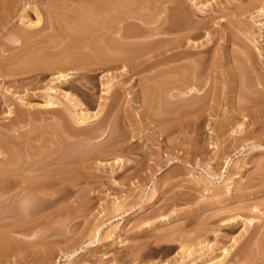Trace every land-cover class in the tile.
Segmentation results:
<instances>
[{"label":"rangeland","instance_id":"1","mask_svg":"<svg viewBox=\"0 0 264 264\" xmlns=\"http://www.w3.org/2000/svg\"><path fill=\"white\" fill-rule=\"evenodd\" d=\"M196 1L0 0V173L7 171L0 177L10 178L0 180V242L9 245L0 246V264H209L211 257L264 264V71L251 72L237 58L247 44L253 63L264 67V0ZM181 12L205 28L191 33L201 32L192 40L204 46L194 51L209 49L207 56L179 54L193 51L185 46L169 51L187 31L168 41L158 31L152 37L164 19L186 23ZM118 26L124 48L106 33ZM108 41L121 54L126 42L134 46L131 57L126 49L127 57L109 54ZM103 46L119 61L106 64ZM186 63L210 72L209 88L198 84L194 98L172 86ZM235 70L243 77L236 89L228 78ZM58 71L70 79L57 81ZM108 80L119 95L103 108ZM66 93L89 115L104 110L79 125ZM47 100L53 105L44 106ZM10 161L12 172H23L9 173ZM26 164L39 170L30 173ZM16 180L45 186L35 188L30 207L33 192L26 193V212L22 198L6 200L18 192L15 182L22 187ZM96 227L98 240L87 246Z\"/></svg>","mask_w":264,"mask_h":264},{"label":"bare ground","instance_id":"2","mask_svg":"<svg viewBox=\"0 0 264 264\" xmlns=\"http://www.w3.org/2000/svg\"><path fill=\"white\" fill-rule=\"evenodd\" d=\"M196 2H197L196 5H200V4H202V3H201V0H197ZM96 7H97V6H96ZM100 8H101V7H100ZM28 9H29V8H28ZM95 9H96V8H95ZM95 9H94V10H95ZM199 10L202 11V8H199ZM26 11H27V10H26ZM97 11H98V10H97ZM181 14H183V13L181 12L180 15H181ZM180 15H179V16H180ZM182 16L184 17V14H183ZM182 16H181V18H182ZM26 17H27V15H26ZM26 17H24V18H26ZM186 17L189 18V16H186ZM186 17H184V18H182V19L179 18V19L182 20V21H183V19H184L185 21H187L186 23H182V24H181V22H179V21L177 20V21L179 22V24H178V23H177V24L174 23L173 25H172V23H173L174 21H176V19L173 20V21L171 20L172 23L167 22V21H166L167 19H164L165 21L163 20V21L160 23V27H159V26H158V28L154 27V28H155V32H153V35H154V33H156V32L158 31L157 34H155V35L158 36L159 40H160V38H162V37H159V36H161V35H160V33H161V34H163V35L165 36V38H166V40H164V39L162 38V41H163V40H164V41H168V40H167V39H168V36H170L171 33H172V34H173V33L178 34L179 32L182 33V32H184V31H185V32L187 31L186 34H184V35L181 34L182 36H179V37H177V38L175 37V40H174V42H173V45H171V46L168 48L169 51H170L171 49H173V48H178V49H180V48H182L183 46H185V48H187V49H193V51H191V50H190V51H188V50L182 51V50H183V49H182V50H180V53H179V54H181V52H182L183 54H186V55H195V54H197V56H198L199 54H202V55L205 56V55L208 53V50H209V49H208V50H207V49H202V50H200V51H194L195 49H198V47L200 48L201 46H204V45H203V43H202V45H201V43H200V46H198L199 44H198V45H195V44H194V43H195V42H194L195 40H194V41L192 40V39H194V37H197V36L199 35V33H201V32L198 31L199 33H195V32H194V33H191L192 30H196V29H198V30H199V29L204 30L205 28L203 29V26L199 25L200 23H197L199 26H198L197 24H196V26H195V25H192V24H194V23H193L194 21L191 20V23H190V22L188 21V18H186ZM24 18H23V19H24ZM37 18H38V17H36V19H37ZM25 20H26V23H27V21H28V23L30 22V23H29V24H30L29 27H32V24H31V23H33V22L29 21L28 19H25ZM38 20H39V18H38ZM38 20H36L37 22H36L35 24H37L38 22H40V20H39V21H38ZM168 20H169V19H168ZM177 21H176V22H177ZM185 21H183V22H185ZM78 22H79V20H78ZM80 22H83V21L80 20ZM188 22H189V23H188ZM28 23H27V24H28ZM118 23H119V22H118ZM35 24L33 23V25H35ZM38 24H39V23H38ZM38 24H37V25H38ZM82 24H83V23H82ZM121 24H122V22H120V25H121ZM37 25H36V26H37ZM82 26H83V25H82ZM115 26H116V25H115ZM205 26H206V25H205ZM34 27H35V26H34ZM111 27H113V26H111ZM120 27H121V26H120ZM120 27H119V26H118L117 28L114 27L113 29H110V28H109V29H110L109 32H106V33H108V35L111 34V36H116V37L118 36V38L116 39V41L119 39V40L122 41V44L120 43L119 40H118L119 42H118V43L116 42V44H117V45L120 44V45L122 46V45H123V40L126 41V35H125V32H124L125 29L122 31V28H120ZM103 28H104V27H103ZM107 30H108V29H107ZM149 30H151L150 33H152V29H149ZM129 31H130V30H128V34H127L128 37H130V36H129ZM153 31H154V29H153ZM101 32H102V31H101ZM196 32H197V31H196ZM109 33H110V34H109ZM126 33H127V32H126ZM104 34H105V33H104ZM130 34H131V33H130ZM248 34L250 35V32H249ZM101 35H103V34L101 33ZM108 35H107V36L104 35V36L110 38V36H108ZM155 35L152 36V34H151L152 37H155ZM163 35H162V36H163ZM167 35H168V36H167ZM173 35H175V34H173ZM132 36H133V33H132ZM137 36H138V35H137ZM151 36H150V37H151ZM164 36H163V37H164ZM250 37L252 38L251 35H250ZM102 38H103V37H102ZM102 38H101V41H100V42H103V43L106 44V42L103 41V40H105V39H107V38H105V37H104L103 39H102ZM109 38H108V39H109ZM112 38H113V37H111V39H112ZM169 38H170V37H169ZM111 39H109V40L111 41ZM113 39L115 40V38H113ZM113 39H112V41H113ZM172 39H173V37H172ZM172 39H171V40H172ZM253 39H254V38L249 39V40L247 39V40L250 41V42H252V43L254 44L255 42H254ZM125 41H124V42H125ZM157 41H158V39H157ZM162 41H160V42H162ZM172 41H173V40H172ZM232 41H233V40H232ZM108 42H109V41H108ZM113 42H114V41H113ZM152 42H155V40H154V41H152V40L150 41V43H152ZM158 42H159V41H158ZM78 43H79V42H78ZM150 43H147V44L149 45ZM156 43H157V42H156ZM162 43H163V42H162ZM108 44H111V43L109 42V43H107V45H108ZM114 44H115V43H114ZM114 44H111V45H112V46H115ZM126 44H127V45H126L127 48H125V49H126V51H127V50H128V47H130V46H128L129 43L126 42ZM130 44L132 45V43H130ZM133 44H135V43H133ZM139 44H141V43H139ZM147 44H144V43H143L141 47L143 48V45H147ZM163 44H164V43H163ZM165 44H166V43H165ZM165 44H164V45H165ZM94 45H95V44H94ZM100 45L102 46L103 44L100 43ZM100 45H99V47H100ZM120 45H118V46L121 47ZM124 45H125V43H124ZM124 45L122 46V48H124ZM160 45L162 46V44H160ZM164 45H163V46H164ZM89 46H90V45H89ZM104 46H105V48H104ZM104 46H103L102 48H100V50H98V51H99L98 54H99L100 56H101V54L103 55V53L105 52L104 50H106V47H108L107 49H108L109 51L107 50V52H108L109 54L111 53L110 51H112L111 54H113V51H114V52L116 51V53L113 54V55H115V57H116V55L119 56V54H120V56H122V55L126 56L127 52H129V51L125 52V51H124L125 49H123V53H124V54H121V53H122V52H121L122 50L119 51V52H121V53L117 52L118 50L121 49V48L118 49L117 46H116L115 48H117L118 50L115 49V48L113 49V47L110 46V45H108V46L104 45ZM109 46H110V48H112L111 50L109 49ZM135 46L137 47L138 44L135 45ZM139 46H140V45H139ZM92 47H93V49H94V46H93V45H92ZM99 47H98V48L96 47L95 49H99ZM136 47H135V50L138 51L137 54H141V52H139V49H140L141 47L138 48V49H136ZM242 47H243V45H242ZM103 48H104V50H103ZM130 48H133V51H134V46H133V47H130ZM146 48H148V47L146 46ZM146 48H143V49H146ZM93 49H92V50H93ZM101 49H102L103 51H102ZM143 49H142V50H143ZM149 49H150V47H149ZM168 49H167V50H168ZM178 49H177V50H178ZM200 49H201V48H200ZM129 50H130V49H129ZM146 50H148V49H146ZM198 50H199V49H198ZM249 50H250V49H249V46H248L247 44L244 45V49H243L242 53H241L239 56L237 55V56H238L237 58L240 59V60L242 61V62H241V61H240V62L243 63L244 65H246V67H247L248 69H250L251 72H253L254 70H256L257 72H258V71H261V70L264 71V69H263V68H264V67H263L264 65L262 66L263 68H260V66H259V67H256L255 63H253V60H252L251 55H250L251 53L249 52ZM94 51L97 53V50H94ZM94 51H93V52H94ZM130 51H131V50H130ZM133 51H132V53H135V52H133ZM140 51H141V49H140ZM149 51H151V50H149ZM169 51H167V52H169ZM209 51H210V50H209ZM66 52H67V54H68L69 57H68V56H65V57L71 58L72 56H70V55H72V54L69 55L68 51H66ZM66 52H64V55H66V54H65ZM100 52H103V53L100 54ZM143 52H144V50H143ZM146 52H147V51H146ZM146 52H145V53H146ZM157 52H158V51H157ZM176 52H177V51H176ZM96 53H95L94 55H97ZM105 53H106V52H105ZM125 53H126V54H125ZM130 53H131V52H129L128 54H129L130 57H131V54H130ZM161 53H162V51H161ZM163 53H164V51H163ZM135 54H136V53H135ZM158 54H160V53H158ZM104 55H105V54H104ZM113 55H112V56H113ZM168 55H169V54H168ZM207 55H208V54H207ZM207 55H206V56H207ZM232 55H233V54H232ZM74 56H75V55H74ZM109 56H110V55H109ZM118 56H117V57H118ZM120 56H119V57H120ZM159 56H160V55H159ZM75 57H77V59H79V61H80L79 55H78V56H75ZM93 57H94V56H93ZM97 57H98V55L96 56V58H97ZM103 57H104V56H103ZM115 57L113 56V58H115ZM126 57H127V56H126ZM128 57H129V56H128ZM165 57H166V56H165ZM165 57H164V58H165ZM167 57H168V56H167ZM187 57H188V56H187ZM200 57H201V56H200ZM232 57H233V56H232ZM85 58H86V57H85ZM99 58H100V57H99ZM132 58H133V57H132ZM168 58H169V57H168ZM175 58H176V57H175ZM202 58H203V57H201V60L198 59V58H196V60H199V61L201 62V61H202ZM205 58H206V57H205ZM205 58H203V62H206V60L204 61ZM73 59H74V58H73ZM77 59H76V60H77ZM86 59H87L86 61H88V58H86ZM93 59H95V58H93ZM93 59H91V62H93ZM97 59H98V58H97ZM101 59H102V56H101ZM116 59H117V58H116ZM123 59H125V57H124ZM161 59H162V58H161ZM170 59H171V58H170ZM181 59H184V58H183V55H182V58H181ZM185 59H186V58H185ZM193 59H194V58H193ZM193 59H191V60L193 61ZM69 60L72 61L71 59H69ZM84 60H85V59H84ZM104 60H105L104 62H105L106 64L112 63L113 61H119V60H113L111 57H108V54H107V53H106V58H105ZM125 60H126V59H125ZM162 60H163V59H162ZM164 60H165V59H164ZM166 60H167V58H166ZM171 60H172V59H171ZM70 61H69V63L74 64L73 62H70ZM95 61L97 62L98 60L95 59ZM101 61H103V60H101ZM121 61H122V60H121ZM80 62H82V61H80ZM189 62L191 63V61H189ZM85 63H86V62H85ZM94 63H95V62H94ZM97 63H99V62H97ZM123 63H124V62H122V68H120V69H122V71H124V68H125V66L123 65ZM143 63H144V62H143ZM201 63H202V62H201ZM55 64H58L57 67L60 66L58 62H57V63L55 62ZM71 64H70V65H71ZM82 64H83V62H82ZM82 64H81V65L79 64V65H80V66L86 65V64H83V65H82ZM87 64H88V63H87ZM89 64H90V63H89ZM91 64H93V63H91ZM119 64H120V63H119ZM141 64H142V63H141ZM188 64H189V63H188ZM192 64H193V63H192ZM204 64H205V63H204ZM263 64H264V63H263ZM74 65H75V64H74ZM76 65H78V64L76 63ZM76 65H75V66H76ZM184 65H185V64H184ZM186 65H187V63H186ZM190 65H191V64H190ZM190 65H187L186 68H185L186 72H188V75H185L186 72H185V74H183V75L180 73V77L178 76L179 78L177 79V81L174 82V84H173L172 86H173V89H177L178 92H179L180 94H182V95H183V94H185V95H186V94H190V96H188V97H190V98H194L195 96L192 97L191 95L194 94V93H195V94H198L197 92H198L199 90L197 91V88H198L200 85H201L202 87H204V88L206 87V82H207L206 80H207V77H209V76H207V75H209L210 72L208 73L209 69H208V70L204 69V68H205L204 66H206V65H204V66H203L204 68H203V67H202L203 64H202V65L200 64L201 67H199V68H202V69H203L202 72H201V70H200L199 68H194V66H190ZM240 65H241V64H240ZM244 65H243V67L245 68ZM258 65H259V64H258ZM94 66H95V65H94ZM94 66H93V67H94ZM112 66H113V65H112ZM135 66H136V65H135ZM138 66H139V65H138ZM182 66H183V65H182ZM108 67H109V66H108ZM118 67H120V66H118ZM195 67H196V65H195ZM209 67H210V65H209ZM211 67H212V66H211ZM211 67H210V68H211ZM240 67H242V66H240ZM240 67H239V68H240ZM100 68H101V67H100ZM103 68H104V67H103ZM106 68H107V67H106ZM112 68H113V67H112ZM114 68H116V67H114ZM114 68H113V69H114ZM239 68H238V69H239ZM244 68H243V69H244ZM109 69H110V68H109ZM236 69H237V68H236ZM107 70H108V68H107ZM126 70H127V69H125V71H126ZM241 70H242V68H241ZM244 70H245V69H244ZM246 70H247V69H246ZM125 71H124V72H125ZM238 71H239V70H235V71H233V72L231 73V76L228 77L229 80H230V78H231L232 83H233L232 85L235 86V89L238 88L239 85H240V80H239L240 78H239V77H240V76L242 77V75H240V73H239ZM262 71H261V72H262ZM57 73H58V75H57V77H56V80L59 81V82H61V80H63V81H67L68 79H70V77H69V74H70V73H62V72H60V71H58ZM182 73H183V72H182ZM241 73H242V72H241ZM255 73H256V72H255ZM259 73H260V72H259ZM263 73H264V72H263ZM242 74H243V73H242ZM243 75H244V74H243ZM257 76H258V75H257ZM242 78H243V77H242ZM244 78H245V77H244ZM255 78H256L255 81H258V82L260 81L259 79L257 80L258 77H255ZM259 78H260V77H259ZM244 80H245V79H244ZM111 82H112L111 80H110V81L108 80L107 82H105L106 84H103V89L101 90V94H100V97H99V100H101L103 103L101 102L102 105H101L100 107H103V108H104L106 104H108V103L110 104V102L106 103L107 100H109V101H111V102H112V101H116L115 98L117 99L116 96L119 95V90L116 89L115 87H114L115 90H113V84H112ZM246 82L248 83V81H246ZM258 82H257V84H258ZM243 83H244V82L241 81V86L243 85ZM198 84H200V85L196 88V86H197ZM263 84H264V83H263ZM230 85H231V84H230ZM244 85H246V84L244 83ZM244 85H243V86H244ZM258 85H261V83L258 84ZM247 86H248V85H247ZM206 88H209V86H207ZM243 88L245 89L246 86H244ZM52 89H54V88H51V90H52ZM199 89H201V87H200ZM202 89H203V88H202ZM233 89H234V88H233ZM240 89H241V88H240ZM207 90H209V89H207ZM242 90H243V89H242ZM203 91H205V89H204ZM239 91H240V90H239ZM244 91H245V90H244ZM202 93H203V92H202ZM202 93H201V91H200V93H199L198 96L200 97V95H201ZM207 93H208V92L205 91L204 94H203V96L206 97V94H207ZM243 94H244V93H243ZM244 95H245V94H244ZM64 96H66V98L72 103V105L74 106V108H77V109H78L77 112H76V121H77V123H78L79 125H83V124H85L86 122H88V121H90V120L95 121L96 119L99 118L100 114L102 113L101 111L104 110L103 108H101V111H100V112H99V110H98V111H96V113L94 112L92 115H91V114L89 115V113L86 111L85 107H83V105L80 103V101H79L78 99H75L72 95H69V93H68V94H67V93L64 94ZM196 96H197V95H196ZM198 96H197V97H198ZM203 96H202V97H203ZM240 96H241V95H240ZM199 97H198V99H200ZM202 97H201V98H202ZM242 97H243V96H242ZM242 97H241V98H242ZM118 98H119V97H118ZM203 98H204V97H203ZM244 98H245V97H244ZM242 99H243V98H242ZM246 99H247V97H246ZM182 100H183V99H182ZM182 100H180V101H182ZM244 100H245V99H244ZM117 101H118V100H117ZM183 101H184V100H183ZM111 104L115 105L114 102L111 103ZM111 104H110V105H111ZM116 104H117V103H116ZM49 105H53V103H52L51 101H48V100H47L44 106H49ZM110 105H109V107H110ZM106 107H108V105H107ZM109 109H110V108H109ZM109 109H108V108L106 109L107 112L109 111ZM237 127H239V124L237 125ZM121 146H122V145H121ZM118 147H120V146H118ZM118 147H117V150H114V151H119V149H121V148L118 149ZM123 147H124V146H123ZM121 150H123V149H121ZM121 150H120V151H121ZM110 151H111V150H109V153H110ZM123 151H124V150H123ZM116 153H117V152H116ZM118 153H119V152H118ZM121 153L123 154V152H121ZM112 156H113V155H112ZM114 157H115V155H114ZM10 158H11V157H10ZM14 159H16V158L13 157V160H14ZM6 160H7V162H9V160H11V159L7 158ZM114 160H115V161H114V164L123 165V163H124L123 160L120 158V156L118 157V155H116V157H115ZM3 161H4V160H3ZM16 161H17V160H16ZM5 162H6V161H5ZM12 163L14 164L15 162H12ZM16 163H17V162H16ZM16 163H15V166H16V165H20V164H16ZM6 164H11V161H10V163H6ZM15 166H14V168H15ZM21 166H22V165H21ZM26 166H27V164L25 165V167H26ZM10 167L13 168V167H12V164H11V166L8 167L9 173L12 172V170H10V169H11ZM16 167L21 168L20 166H16ZM33 167H34V166L31 165V166L26 167V168H28L27 170H29L30 173H33V171H35V169H36V170H39V169H37V168H35V167L33 168ZM4 168H6V170H7V167H4ZM126 168H127V166H126ZM126 168H125V169H126ZM15 169H16V171L18 170V168H15ZM15 169H14V170H15ZM22 169H23V168H21V169H19V170H22ZM2 170L4 171V169H2ZM2 170H1V171H2ZM19 170H18V171H19ZM3 171L0 173L1 175H2V173L4 174V173L7 172V171H6V172H3ZM10 171H11V172H10ZM16 171H15V172L13 171V172L16 174ZM25 171H26V169H25ZM13 172H12V173H13ZM22 172H23V170H22ZM14 173H13V174H14ZM18 173H19V172H17V174H18ZM30 173H29V174H30ZM6 174H7V173H6ZM6 174H5V175H6ZM13 174H12V175H13ZM1 175H0V176H1ZM5 175H3V177H0V178H1L0 180L7 181V182H5V183H9V182H10V181L8 182V180L10 179V178H9V175H6V176H5ZM12 175H11L12 178H16V177H17L16 175H13V176H15V177H13ZM20 178H23V177H20ZM28 178H29L30 180L32 179V178H30V177H28ZM22 180H24V179H22ZM30 180L27 179V181H30ZM4 181H1L2 184H3ZM16 181H18V180H16ZM27 181H25L26 184H27ZM11 182L13 183L12 180H11ZM20 182H21V181H20ZM20 182L18 181L17 183L19 184ZM25 182H23V183H25ZM15 183H16V182H15ZM15 183H14V188H13V187H12V188H13V189H16L18 192H16V193L14 192V193H13V191H12L13 189H12V190H11V189H8V190L12 191V194H15V197H14V195H13L14 198L11 197V196L8 194V195L10 196V198H9V196L7 195V193H9L10 191H9V192H8V191L4 192L5 190H7V189H6L7 187H6V188H3V190H4L3 192L5 193V195L8 196V197L6 196V197H7L6 200H10V201H11V200H16V199H18L17 201H19V200L22 198V199H21L22 201H21V200H20V201H21V203H22L23 206H21V207H23L24 210H23V209H22V210H23L24 212H26L27 209L25 210V208H26L27 206L30 207L29 205L31 204L32 201H29V200L33 199L34 193L37 192L36 190L39 189L40 187L43 188V187H45V186H40L39 188H37V187H29V188H28L27 185H29V183H28L27 185L25 184L26 186L23 187V185H21V183H22V182H21V183H20V186H18L19 188H20L21 186L23 187V188H22V187L20 188V189L22 190V191H21L20 189L15 188V187H17V185L15 186ZM23 183H22V184H23ZM0 184H1V183H0ZM2 184H1V185H2ZM30 184H31V183H30ZM3 185H4V184H3ZM5 185L8 186L7 184H5ZM9 186H10V185H9ZM11 186H13V185H11ZM29 186H31V185H29ZM8 188H10V187H8ZM30 188H32V190H31ZM33 188H34V189H33ZM35 188H37V189L35 190ZM1 190H2V189H1ZM1 190H0V191H1ZM34 190H35V192H34ZM14 191H15V190H14ZM30 191L33 192V194H31ZM1 192H2V191H1ZM1 192H0V194H1ZM22 192H23V193H22ZM24 192H25V193H24ZM29 192H30L31 195H29ZM26 193H28V195H29L30 197L33 195L32 198H30V197L28 198V195H27ZM41 193H42V195H47V193H46L45 191H41ZM43 193H46V194H43ZM10 194H11V192H10ZM1 195H2V194H1ZM1 195H0V196H1ZM21 196H22V197H21ZM3 197L5 198L4 194H3ZM18 197H19V198H18ZM1 198H2V197H0V199H1ZM4 198H3V200H4ZM8 198H9V199H8ZM23 198H28L27 200H28L29 202H28V201H27V202H28L29 204H28L27 202H25L26 199H23ZM24 204H28V205L26 206V205H24ZM29 209H30V208H29ZM22 210H21V211H22ZM23 211H22V212H23ZM24 214H25V213H24ZM234 218H237V217H234ZM234 218H232L231 220L235 221ZM28 226H29V225H28ZM28 226H27V227H28ZM29 227H30L29 229L31 230V229H32L31 227H33V226L31 225V226H29ZM18 228H19V227H18ZM20 228H22V227H20ZM23 229H26V230H27L28 228H26V226H25V228L23 227ZM100 229H101V228H99V227H96V228L94 229V231H93L92 234H91V235H92V238H90V241L87 242V246H88V245H91V244L93 245L94 242H97L98 237H99V234H100ZM26 230H24L25 233H29V232H30V231L27 232ZM22 231H23V230H22ZM234 241H235V240H234ZM235 242H236V241H235ZM1 243H2V244H1ZM0 244H1L0 246H4L2 241L0 242ZM6 244H8V243H5V245H6ZM8 246H9V245H6V246H4V247H7V248H8ZM1 248H2V247H1ZM4 249H5V248H4ZM206 249H208V247H206ZM2 250H3V249H2ZM180 250H181V252H182L183 255H185V256H189V255H190L189 248H187L186 246L181 245V246H180ZM3 251H4V250H3ZM210 251H211V250H210ZM1 253H2V252H1ZM210 253H212V252H210ZM227 253H228V251H227L226 248H221V252H220L221 255H225V254H227ZM217 260H218L217 257H211L210 260H209V264H217ZM219 260H220V259H219Z\"/></svg>","mask_w":264,"mask_h":264}]
</instances>
